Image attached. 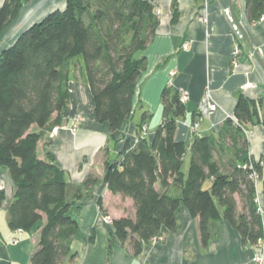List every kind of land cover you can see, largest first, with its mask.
<instances>
[{
	"label": "trees",
	"instance_id": "trees-1",
	"mask_svg": "<svg viewBox=\"0 0 264 264\" xmlns=\"http://www.w3.org/2000/svg\"><path fill=\"white\" fill-rule=\"evenodd\" d=\"M24 1L3 0L0 33L18 17ZM172 9L175 18V3ZM245 13L250 22L258 21L264 0H245ZM158 24L148 0H65L62 9L34 22L0 50V168L8 169L14 186L7 225L14 232H30L43 222L30 264H61L75 257L70 243L79 227L70 208L100 182L89 174L79 184L69 183L53 155L42 158L38 150V143L64 122L74 58L82 57L96 121L107 123L110 140L118 143L132 118L146 66L145 57L135 55L151 42ZM160 100L163 118L152 138L139 133L142 126L137 125L136 143L126 139L118 156L103 164L108 190L130 198L134 208L133 216L112 220L114 239L137 256L162 228L176 229L183 205L198 219L202 247L214 236L211 224L222 220L244 245L257 247L264 237L256 203L262 169L249 155L246 131L260 121L259 102L240 94L217 133L195 136L187 144L175 138L177 120L186 114L181 92L166 86ZM5 197L0 189V205ZM98 204L101 208V200ZM93 240L91 232L87 242Z\"/></svg>",
	"mask_w": 264,
	"mask_h": 264
},
{
	"label": "crops",
	"instance_id": "crops-1",
	"mask_svg": "<svg viewBox=\"0 0 264 264\" xmlns=\"http://www.w3.org/2000/svg\"><path fill=\"white\" fill-rule=\"evenodd\" d=\"M148 1L158 14L159 24L151 42L135 55L145 57L146 66L136 86L132 118L118 136L124 139L112 142L107 123L96 121L90 89L82 62L78 60L71 67L69 101L61 113L64 122L56 135H46L38 143L40 156L53 155L69 183L79 184L89 174L100 180L70 208V216L79 227L70 243L75 257L61 264H255L256 254L262 256L264 264V248L258 250L244 245L238 232L224 220L211 224L214 236L206 248L202 247L198 219L192 218L183 205L178 209L176 229L170 232L162 228L137 256L114 239L112 224L102 220L103 215L113 220L134 214L132 200L112 194L102 181L103 164L118 156L126 139L131 145L136 143L137 125L142 126L139 133L152 138L163 118L160 95L166 86L187 95L186 114L177 120L175 132V138L187 144L195 136L217 133L232 114L240 94L259 102L260 121L248 126V152L254 161H264V16L250 22L245 13V0ZM173 3L177 10L175 18ZM64 4L65 0H32L24 5L12 23L16 33L9 44L19 31L51 11L62 9ZM236 47L239 54L234 65ZM206 90L211 91L218 109L201 119L198 128L193 130L198 103ZM77 119L78 129L72 134L67 127ZM261 169L256 203L264 222V165ZM0 185L6 196L0 205V264H30L31 254L38 249L43 222L30 232L16 234L10 230L7 209L14 197V186L6 167L0 168ZM91 232L94 240L88 243ZM12 238L18 242L12 244Z\"/></svg>",
	"mask_w": 264,
	"mask_h": 264
},
{
	"label": "built area",
	"instance_id": "built-area-1",
	"mask_svg": "<svg viewBox=\"0 0 264 264\" xmlns=\"http://www.w3.org/2000/svg\"><path fill=\"white\" fill-rule=\"evenodd\" d=\"M262 17L264 16V14L261 15ZM186 45V44H185ZM239 54V49L236 47L234 50V61L233 64L236 65V59L237 56ZM187 99V95L181 93V100L185 102V100ZM218 109L216 102L214 101L213 97H212V93L209 90H206L203 94V96L201 97L199 103H198V107H197V121H195L193 123V125L191 126L193 130H196L199 126V122L201 119L205 118V117H209L210 115H212L216 110ZM60 128H55L50 136L53 137L59 130ZM246 133H248V131H246ZM251 178L253 179L254 183L257 184L258 183V175L256 174V171H252L251 173ZM1 185H0V189H1ZM111 221L110 217H106L105 218V222L109 223ZM16 234H21L22 231L21 230H17L15 231ZM11 242L13 244H16L18 242L17 238H12ZM258 247L260 249H263L264 247V237H262L261 239L258 240ZM254 262L255 264H263V258L262 256H260L259 254H256V256L254 257Z\"/></svg>",
	"mask_w": 264,
	"mask_h": 264
},
{
	"label": "rangeland",
	"instance_id": "rangeland-1",
	"mask_svg": "<svg viewBox=\"0 0 264 264\" xmlns=\"http://www.w3.org/2000/svg\"><path fill=\"white\" fill-rule=\"evenodd\" d=\"M32 0H25L24 3H23V6L24 5H27L31 2ZM158 15V14H157ZM19 16V15H18ZM16 21V19L14 20ZM14 21L12 23H14ZM12 23H10L1 33H0V50L4 47H6L12 40V38L14 37L15 33H16V30H12L10 29V27L12 26ZM238 48V47H237ZM239 49V48H238ZM80 61L82 62V66H83V61H82V57L81 56H78L76 58H74V61ZM76 67V66H75ZM83 74L85 76V70H84V67H83ZM136 117H138V108L136 110ZM79 119H77L70 127H67L68 130L72 133V134H75L77 129H78V125L76 124V122L78 121ZM57 134V133H56ZM55 134V135H56ZM188 162H189V153L186 154L185 158H184V162H183V165H182V170L184 172H187L188 170ZM260 164V166L264 165V161H259L258 162ZM255 169H253L254 171ZM256 171V170H255ZM256 174L257 171H256ZM262 214V213H261ZM106 217H109V216H106V215H103L102 216V220L105 224H112V219L109 223L105 222V218ZM12 243V242H11ZM13 244V243H12ZM258 250H260V248L257 246ZM264 248V247H263ZM256 256V255H255Z\"/></svg>",
	"mask_w": 264,
	"mask_h": 264
},
{
	"label": "water",
	"instance_id": "water-1",
	"mask_svg": "<svg viewBox=\"0 0 264 264\" xmlns=\"http://www.w3.org/2000/svg\"><path fill=\"white\" fill-rule=\"evenodd\" d=\"M32 24H33V23H32ZM30 25H31V24H30ZM30 25H28L27 27H25L23 30H25L26 28H28ZM23 30H21V31H19V32L17 33L15 39L18 37V35H19ZM15 39H14V40H15ZM14 40H13V41H14Z\"/></svg>",
	"mask_w": 264,
	"mask_h": 264
},
{
	"label": "bare ground",
	"instance_id": "bare-ground-1",
	"mask_svg": "<svg viewBox=\"0 0 264 264\" xmlns=\"http://www.w3.org/2000/svg\"><path fill=\"white\" fill-rule=\"evenodd\" d=\"M10 29H12V26L10 27Z\"/></svg>",
	"mask_w": 264,
	"mask_h": 264
}]
</instances>
